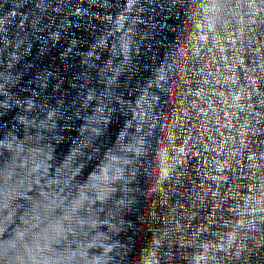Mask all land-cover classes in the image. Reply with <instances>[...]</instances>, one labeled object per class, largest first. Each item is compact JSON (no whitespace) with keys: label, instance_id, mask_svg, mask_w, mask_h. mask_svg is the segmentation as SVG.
Wrapping results in <instances>:
<instances>
[{"label":"water","instance_id":"95a60500","mask_svg":"<svg viewBox=\"0 0 264 264\" xmlns=\"http://www.w3.org/2000/svg\"><path fill=\"white\" fill-rule=\"evenodd\" d=\"M0 264H264V0H0Z\"/></svg>","mask_w":264,"mask_h":264}]
</instances>
